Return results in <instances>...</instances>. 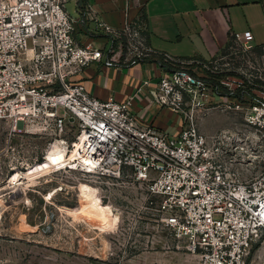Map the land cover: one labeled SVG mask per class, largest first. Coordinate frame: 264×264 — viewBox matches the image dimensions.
I'll use <instances>...</instances> for the list:
<instances>
[{"label": "built area", "instance_id": "1", "mask_svg": "<svg viewBox=\"0 0 264 264\" xmlns=\"http://www.w3.org/2000/svg\"><path fill=\"white\" fill-rule=\"evenodd\" d=\"M68 1L0 0V126L76 124L74 139H64L76 156L63 166L145 184L199 264H247L254 248L264 264V62L253 53L251 30L232 32L211 59L181 57L151 46L138 22L112 25L88 0H75L81 14L73 16ZM88 23L110 39L112 61L158 57L165 73L150 91L182 115L179 133L139 120L133 95L102 99L78 81L105 53L78 40L77 25ZM214 109L243 121L208 133L201 119Z\"/></svg>", "mask_w": 264, "mask_h": 264}, {"label": "rangeland", "instance_id": "2", "mask_svg": "<svg viewBox=\"0 0 264 264\" xmlns=\"http://www.w3.org/2000/svg\"><path fill=\"white\" fill-rule=\"evenodd\" d=\"M75 3H66L71 15ZM18 126H0V264H199L165 223L160 196L134 177L68 166L25 176L44 161L52 141L74 139L76 124ZM247 264H260L255 248Z\"/></svg>", "mask_w": 264, "mask_h": 264}, {"label": "crops", "instance_id": "3", "mask_svg": "<svg viewBox=\"0 0 264 264\" xmlns=\"http://www.w3.org/2000/svg\"><path fill=\"white\" fill-rule=\"evenodd\" d=\"M99 16L120 26L126 21L142 25L148 42L155 49L181 57L211 59L231 38L232 32L251 30L253 53L264 62L263 0H88ZM77 14L81 8L75 3ZM76 36L82 43L104 46L103 57L90 63L76 78L94 95L120 102L133 95L131 110L145 124L171 135L182 128V115L158 104L151 89L165 73L157 56L142 61L110 60L111 41L93 23L77 25ZM144 79L150 82L139 92ZM234 100L233 97H230ZM234 111L211 110L201 119V128L214 132L237 122Z\"/></svg>", "mask_w": 264, "mask_h": 264}, {"label": "bare ground", "instance_id": "4", "mask_svg": "<svg viewBox=\"0 0 264 264\" xmlns=\"http://www.w3.org/2000/svg\"><path fill=\"white\" fill-rule=\"evenodd\" d=\"M18 125L16 128H14L15 131H18ZM48 148L46 150L47 155L44 158V161L31 166L28 172L25 174L26 177H30L38 172L49 170L51 168H56L57 166L62 167L64 164H66V162H72V159H74L76 156L75 150L73 148L71 150L66 148L64 139L56 138L49 144ZM20 175L22 176V171H18L16 174H14L11 180L15 181L19 179ZM15 182L18 183V180Z\"/></svg>", "mask_w": 264, "mask_h": 264}]
</instances>
